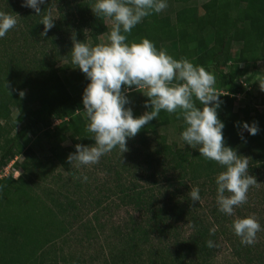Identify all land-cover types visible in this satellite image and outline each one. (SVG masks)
<instances>
[{"label": "trees", "instance_id": "1", "mask_svg": "<svg viewBox=\"0 0 264 264\" xmlns=\"http://www.w3.org/2000/svg\"><path fill=\"white\" fill-rule=\"evenodd\" d=\"M195 2L167 0V5H175L176 9H170L165 15L160 12L143 18L140 22L142 30L138 31L135 26L127 34L126 42L138 43L147 38L158 51L163 50L177 60L185 58L194 66H202L214 74L217 88L223 92L221 95H225L220 97L223 103L217 110L218 119L224 123L225 146L235 150L237 155L249 158L248 174L258 184L249 188L247 202L235 207L232 216L220 212L216 202L215 177L223 169L200 156L198 147H189L181 139L183 146L168 143L162 133L173 131L180 138L184 122L177 118L176 113L161 111L153 124L145 125L135 137L128 139L127 143L136 145L133 150L131 147L129 155L135 160H121L115 164L110 161L101 165L103 170L94 168L95 171H103L109 179L110 196L115 197L122 207L132 208L138 218L124 226L116 245L119 252L117 256L110 255V261L105 264H137L139 260L150 264L154 256L167 257L161 251L150 255L143 254V250L147 249L153 237L172 235L183 225L188 226L191 232L183 241L174 237L172 251L178 264L196 252L204 257L202 262H206L205 257L214 255L222 236L230 242L240 261L264 264V230L257 233L259 236H256L252 247L242 245L231 228L235 218L256 215L264 229V112L254 110L247 118L234 112L236 97L243 93L244 88L239 81V65L226 66L232 50L241 53L244 67L264 61V0H208L200 6ZM22 3L23 0H0L3 12L18 16L16 26L19 29V37L15 39L19 51L8 50V45L12 46L13 42L4 37L0 39V47H5L1 53L13 56L22 52L23 46L26 49L36 46L38 55L48 58V73L43 78L42 66L34 53L31 58L26 57L30 65L39 68L34 80L24 73L20 61H25L20 57L15 56L6 62L0 56L3 80L0 81V118H9V106L18 112L14 121L17 130L0 143V172L12 161L19 143L29 135L37 137L40 133L48 141H55L48 148L50 160L70 179H65L63 189L50 196V203H43L27 180L29 161H35L29 147L22 154L24 161L19 176H10L5 181L0 179V264H47L49 257L55 260L50 253L64 238L66 225L72 228V221L80 222L78 219L84 210H87L86 214L96 213L93 215L96 221L98 211L105 207L104 198L94 199L92 194L94 189L100 192L102 185L96 183L94 187L84 188L81 181L72 182L73 167L67 161L68 155L74 152V145L94 144L92 134L86 131L81 103L88 81L77 69L70 76L73 84L64 82L56 75L55 64L62 58L65 46L69 54L66 38L71 42L73 32L80 42L84 41V32H87L92 45H97L101 36L107 39L110 31L106 29L105 20L110 19L96 17L92 13L94 0H45L40 5V16L22 7ZM44 14H50L55 20L54 27L42 37L44 29L39 21ZM20 91L25 93L23 98L18 94ZM145 91L128 89L127 94L135 92L139 95L129 106L134 117L143 111L147 101L142 95ZM194 103L200 107L198 101L194 100ZM261 104L264 106V98ZM56 119L63 120L61 125L49 131ZM239 122L255 123L259 131L250 136L238 126ZM65 141L70 145L63 147ZM193 187L200 190L198 202L191 201L188 195ZM66 216L72 221H65ZM209 240L214 247H207Z\"/></svg>", "mask_w": 264, "mask_h": 264}, {"label": "clouds", "instance_id": "2", "mask_svg": "<svg viewBox=\"0 0 264 264\" xmlns=\"http://www.w3.org/2000/svg\"><path fill=\"white\" fill-rule=\"evenodd\" d=\"M44 3L45 0H23L21 6L40 16V5ZM167 6V0H94L92 13L112 22L108 42L97 45L80 42L73 32L71 63L88 81L81 103L86 131L92 134L94 144L74 145V152L68 155L67 161L69 164L76 162L77 167L95 165L114 148L120 154L125 153L128 139L156 120L161 111L176 113L184 122L180 133L184 144L198 147L200 156L223 169L215 177L216 202L220 212L232 216L235 207L247 202L249 188L258 183L248 174L249 158L225 146L224 123L217 117V110L223 103L220 97L225 95L216 92L214 74L185 58L177 60L163 50L158 51L147 38L138 43L126 42L127 34L143 18L158 14ZM17 20L16 14L0 11V39L16 26ZM54 20L50 14L41 17L42 37L54 27ZM128 89L146 90L142 94L147 98L144 107L150 110L134 117L131 108L126 107ZM18 94L21 98L25 95L23 91ZM238 126L250 136L259 131L255 123L239 122ZM80 179L86 182L87 176ZM199 193V188L193 187L188 193L191 201L198 202ZM231 228L246 246H252L257 233L264 230L254 215L235 218ZM207 247H214L211 240Z\"/></svg>", "mask_w": 264, "mask_h": 264}, {"label": "rangeland", "instance_id": "3", "mask_svg": "<svg viewBox=\"0 0 264 264\" xmlns=\"http://www.w3.org/2000/svg\"><path fill=\"white\" fill-rule=\"evenodd\" d=\"M206 1L208 0H196L195 4L200 6ZM3 9L4 7L2 6V9H0V11H4ZM170 9H176V6L168 5L167 8L161 12V14L165 15L169 12ZM105 25L107 31H111L112 22L106 19ZM136 29L138 31L142 30L140 23L136 25ZM86 33L87 32H84V42H90L91 44H93L92 40H90ZM5 37L9 38L13 42L12 46L8 45V47H10V49L8 50L12 49L14 53H16V51H19L17 47L18 44L15 41V39L19 37V29L17 28V26L9 30ZM66 40H68L67 45L71 50L72 43L69 42V38H66ZM107 42L108 40L106 39V36H101L98 38V44H105ZM4 49V46L0 47V56H3L4 58H1L6 62H8L9 60L12 61L13 59H15V56L20 57V60L25 61H20V65L23 68L24 73L29 77L30 80H34V78L37 77L35 75L39 71V68H36L35 65H30L26 60V57L27 59H29L31 58L32 53H34L35 59H37V61H40V66H42L43 78L47 76L48 58H44L41 55H38V47L34 46V48L30 47L26 49L23 46L21 48L22 52L13 56H4V54L2 55L1 52H3ZM61 56L62 58H59L57 60V63L55 64L54 71H56V75L61 80H64V82L66 83L73 84L70 76L75 73L77 69H75L76 66L71 63V55L70 52L68 54L67 46L63 48ZM233 64H238L240 67L238 74L239 81L242 83L244 88L243 93L236 97L233 108L234 112L238 113L243 118H247L251 113H253L254 110L258 113L264 112V106L261 104V100L264 98V61L256 62L249 65L248 67H244L243 64H241V53L232 50L226 66H232ZM222 69L226 68L223 67ZM1 80L2 78L0 75V81ZM214 88L218 94H223V92H220V90L217 88L216 84L214 85ZM129 95H132V98H130ZM137 96L139 95H136L135 92L127 94L129 104L126 105V107L131 106L132 99ZM148 110L149 109H146L144 107L143 111H141V115ZM8 115V119H4L5 117L0 118V143L5 137L8 136V134L13 135L17 130V127H15L14 125V121L18 116L17 110L14 108H10L9 106ZM62 121L63 120L61 119H56L55 121H53L52 127L49 129V131H53L54 129L59 127ZM151 124H153V121L149 122L148 125ZM162 134L165 135L168 143H175L178 146H183L180 138H178V136H176L173 131H168ZM52 143H55V141H48L40 133L37 137H32L30 135L27 136L21 143L18 144L17 151L14 152L12 161L8 163L6 169L1 172L0 179L2 181H5L8 177H12V175L16 178L19 176V174L21 173L20 167L24 161L22 154L25 149L29 147L33 152V158L36 162L29 161V172L27 173L29 179H26L31 182V187L34 191L33 193L39 195L43 203H50V196H54L60 189H63L64 183L66 181L65 179H70V176L65 174L57 164H54L50 160L48 148ZM68 145H70L68 141H65L62 144L63 147H66ZM126 147L128 151L122 154H120L118 149L114 148L110 153L102 156L99 162L95 165L77 167L76 162H72V182L81 181L82 187L84 188H86L87 186L94 187V184L100 183V185H102L101 191L98 192L97 189H94L92 194L94 199L104 198L103 206L105 207L104 210L98 211L96 215V221L93 217V215H95L96 213L94 214L93 212H89V214H86L85 212L87 210H84L82 215L79 216L80 218L78 220H80V222L78 223H74L69 217H67V215L65 221L71 220L72 228L69 225H66V234L64 238H62V241H59V244L54 251L55 253H50V256H54L55 260H52V258L49 257V263L47 262V264H105L110 261V255L117 256L119 251L116 245L118 243L120 232L123 231L124 226H128L134 220L137 221L138 218L136 212L132 208L128 209L122 207L121 205H119L115 197L110 196V193H108V182L110 181L105 173L99 170H103L101 165H107V163H110V161L115 164V162H119L121 160H135L134 158H130L131 156L129 155L131 153V147L133 150L136 148V145L133 143H127ZM94 168H98L99 170L95 171ZM82 176H87L86 182L80 179V177ZM105 182H107L106 185H104ZM260 187L262 188V186ZM71 193H73V191H71ZM71 196L72 195H69V197ZM254 216L259 222L260 218L256 215ZM63 218L64 217H62V219ZM190 232V228L183 225L176 228V232H173L172 235L170 234L164 237L155 236L153 237L154 239L150 241L147 249L143 250V254L151 253L150 255H153L152 252L154 254H159V252L161 251L160 253L163 252L167 254V257L154 256L150 259V264H178V262L174 259V252L172 251L175 245L174 237H177L178 241H183V239H185L190 234ZM163 246L169 248L170 250H164ZM179 251L181 252V250ZM213 253L214 255L212 257H205L206 262H202V260H204V257L200 256L201 254L196 252L184 257L181 264H248L245 261H240V258L235 256L236 252L232 249L230 242H228V240L226 241L223 236L220 237V241L216 245L215 251ZM137 264H148V261L145 262V260H139L137 261Z\"/></svg>", "mask_w": 264, "mask_h": 264}, {"label": "built area", "instance_id": "4", "mask_svg": "<svg viewBox=\"0 0 264 264\" xmlns=\"http://www.w3.org/2000/svg\"><path fill=\"white\" fill-rule=\"evenodd\" d=\"M5 169H6V168H3L2 171H4ZM2 171H1V172H2ZM1 172H0V178H1ZM12 177H13V175H12ZM13 178H16V177H13Z\"/></svg>", "mask_w": 264, "mask_h": 264}]
</instances>
